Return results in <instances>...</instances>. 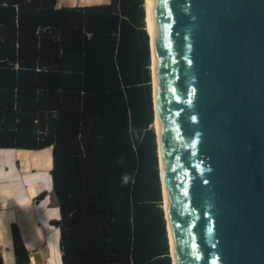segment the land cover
Segmentation results:
<instances>
[{
	"label": "trees",
	"instance_id": "16d2710c",
	"mask_svg": "<svg viewBox=\"0 0 264 264\" xmlns=\"http://www.w3.org/2000/svg\"><path fill=\"white\" fill-rule=\"evenodd\" d=\"M55 2L0 0V146L11 147L0 148V219L9 222L13 206L30 199L12 147L52 143L57 205L50 195L49 205L59 207L52 222L62 264H171L144 0ZM50 110L57 114L43 130ZM11 232L23 264L14 223Z\"/></svg>",
	"mask_w": 264,
	"mask_h": 264
},
{
	"label": "water",
	"instance_id": "95a60500",
	"mask_svg": "<svg viewBox=\"0 0 264 264\" xmlns=\"http://www.w3.org/2000/svg\"><path fill=\"white\" fill-rule=\"evenodd\" d=\"M153 28L177 264H264V0H153Z\"/></svg>",
	"mask_w": 264,
	"mask_h": 264
},
{
	"label": "crops",
	"instance_id": "0c3cea01",
	"mask_svg": "<svg viewBox=\"0 0 264 264\" xmlns=\"http://www.w3.org/2000/svg\"><path fill=\"white\" fill-rule=\"evenodd\" d=\"M108 2L109 0H103L100 2L95 1V2H91V3L89 2L86 4L84 0H56L55 7H62V6L78 7V6H84V5L108 3ZM144 10H145V7H144ZM145 18H146V14H145ZM42 65L43 64H41V67ZM56 114H57L56 110H50L49 112H47L46 115L45 114L43 115L44 116L43 118H47V121H46V124L43 130H47V124L49 123L48 118L49 117L53 118L56 116ZM56 135L57 133L52 131L49 137L55 138ZM5 147L0 146V148H5ZM7 148H11V147L9 146ZM12 148L14 149L12 165L14 169L19 172L20 174L19 181L25 186L30 199H29V202L25 205L17 204L13 206V213H12L13 218L9 220V222L5 219H0L1 261H2V264H16L14 260V254H13L11 224L14 223L15 225H17L19 223L18 220L21 219V217H19V211H22L23 207L28 206L29 208H31V211L33 213L35 209V214L37 216V219L41 223L44 229L45 241H46L45 243L46 252L43 253L41 250H38V249L30 250L29 248L30 245L28 246L26 243H24V240L22 239V242L27 249V255H28V261L23 264H30L32 258L34 257L36 261L40 262L42 260L43 261L46 260V263H47L46 256L48 257L51 251V247L47 243L48 226H51L50 228L54 231L57 230V233H58L57 247L60 250L59 248V229L52 222V219H57L60 217L59 207L49 205V195H50V199L54 200L51 194L52 192L51 169L53 167L52 143H50L47 146L37 148V149H26V148H18V147H12ZM31 152H36L35 155H38V156L43 155L44 158L42 160L39 159L38 162H36L37 164H32L37 160L35 159L33 160V162H31L30 159H28V157L31 155ZM0 165L4 167V163L2 161H0ZM6 165L7 163H5V166ZM39 193L40 195H38ZM52 203L53 205L56 204L55 201L51 202V204ZM42 204H44L43 208H42ZM33 207L34 209H32ZM19 232H20L19 233L20 236H22L21 235L22 229H20ZM59 259H60V264H62L60 257Z\"/></svg>",
	"mask_w": 264,
	"mask_h": 264
},
{
	"label": "bare ground",
	"instance_id": "6f19581e",
	"mask_svg": "<svg viewBox=\"0 0 264 264\" xmlns=\"http://www.w3.org/2000/svg\"><path fill=\"white\" fill-rule=\"evenodd\" d=\"M145 14L146 20L145 23L147 25L148 32V40H149V49H150V72H151V94H152V104H153V113H154V127H155V138L157 145V155H158V170L160 173L161 179V187H162V204L164 205V214H165V223L167 230V238L169 242V252L170 257L172 259L173 264H177V257L174 251V238H173V229L171 225L170 215H169V203H168V187L166 183V173H165V160H164V151H163V141L161 136V126L159 124V100H158V77H157V69H155V37H154V28H153V0H144ZM162 205V206H163ZM44 204H42V208ZM48 226L47 231V243L51 247V251L46 260L43 261L44 264H60V250L57 247V237L58 233ZM43 262H37L34 258H32L30 264H42Z\"/></svg>",
	"mask_w": 264,
	"mask_h": 264
},
{
	"label": "rangeland",
	"instance_id": "374dc122",
	"mask_svg": "<svg viewBox=\"0 0 264 264\" xmlns=\"http://www.w3.org/2000/svg\"><path fill=\"white\" fill-rule=\"evenodd\" d=\"M84 1L87 4L89 2L90 3L95 2V1L100 2L103 0H84ZM144 12H145V10H144ZM144 27L146 28V24L144 25ZM153 125H154V123H153ZM153 125L151 122L150 126L153 127ZM35 153L36 152H31V155L28 157V159H30L31 162H33V160H35V159L36 160H39V159L42 160L43 159V158H40L38 155H35ZM38 195H40V193ZM51 200H52L51 202L54 201L53 199H51ZM163 207H164V205H163ZM19 217H21V219L18 220L19 223L16 225V227H17L18 231L20 229H22L21 238L23 237L22 239L24 240V243H26L28 246L30 245L29 246L30 250L38 249V250H41L43 253H45L46 252L45 235H44V232H43L40 224L37 222V220L34 216V213L31 211V208H29L28 206L23 207L22 211H19ZM56 232H57V230H56ZM56 237H58V236H56ZM42 261H40V263ZM37 262H39V261H37ZM42 264H44V262Z\"/></svg>",
	"mask_w": 264,
	"mask_h": 264
},
{
	"label": "clouds",
	"instance_id": "9594fccd",
	"mask_svg": "<svg viewBox=\"0 0 264 264\" xmlns=\"http://www.w3.org/2000/svg\"><path fill=\"white\" fill-rule=\"evenodd\" d=\"M144 5V4H143ZM145 15V14H144ZM148 33V32H147ZM148 42H149V40H148ZM151 83V82H150Z\"/></svg>",
	"mask_w": 264,
	"mask_h": 264
}]
</instances>
